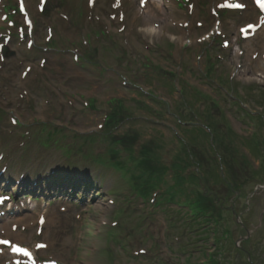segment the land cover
I'll use <instances>...</instances> for the list:
<instances>
[{"label": "rangeland", "instance_id": "obj_1", "mask_svg": "<svg viewBox=\"0 0 264 264\" xmlns=\"http://www.w3.org/2000/svg\"><path fill=\"white\" fill-rule=\"evenodd\" d=\"M224 1L25 0L27 14L8 17L5 7L17 0H0V171L8 180L0 192H17L14 203L24 209L9 221L22 219L14 233L33 248L37 264H205L209 254L227 260L220 264H264V183L251 177L260 161L247 148L229 144L240 161L233 171L249 178L243 191L223 199L221 221L207 232L183 204L160 199L165 185L146 197L131 180L137 161L130 155L137 158L144 145L156 163L185 157L182 144L192 133L179 115L190 119L210 100L226 117L221 126L264 138V127L241 110L264 106V16L253 0H235L244 7L230 12ZM258 21L261 32L242 38L245 25ZM118 104L125 120L112 134L134 137L132 154L119 144L113 155L101 128ZM44 128L55 130L47 142ZM50 168L75 188L56 194L14 182L26 170L47 177ZM164 178L172 184L171 171ZM204 187L213 193V185ZM1 230L0 238H12ZM7 247H0V264H13Z\"/></svg>", "mask_w": 264, "mask_h": 264}, {"label": "trees", "instance_id": "obj_2", "mask_svg": "<svg viewBox=\"0 0 264 264\" xmlns=\"http://www.w3.org/2000/svg\"><path fill=\"white\" fill-rule=\"evenodd\" d=\"M213 65L209 64L208 72L212 71ZM210 101V105L208 104L202 109H196L191 114L190 119L179 115V123L184 122L182 125L184 130L192 133V138L185 141L186 144H182L185 157L182 154H178L169 166L163 165L160 162L156 163L157 160L153 159L157 158V156L147 145L141 148L137 158H133L130 155L131 160L137 161L133 171L131 170V180L139 192L148 197L154 189L165 185L166 189L160 195V199L166 202L173 201L178 205L183 204V207L187 209L186 213L188 216L193 218L194 223L199 225L204 232L208 231L206 227L210 223L217 225L221 221L223 199L228 195L234 194L236 191H243V186L247 184L246 178H249L245 173L237 175L233 171L237 168V163L240 161H238V154H236V151L231 146H235V149L237 148L235 144L243 146L247 148L253 159H259V167L250 169L249 172H251V177L258 180L259 184L264 183V138H261L257 132L246 138L240 137L227 122L224 126H221L223 121H226V117L222 111L219 114L216 112L217 108L220 109L218 101ZM207 102L205 101L204 104H207ZM258 103L262 105L264 99ZM116 106L105 120L104 129L106 131L104 135L110 139L109 150L113 155L119 152V149L116 147L119 144L123 145L124 149L132 154L135 138L128 135L116 137L112 134V130L119 127L121 122L125 120L123 115L125 108L121 104ZM241 110L244 112L243 117L251 121H257L259 128L261 126L264 127V106L260 112L250 113L243 110V108ZM191 121L194 123L189 124ZM42 130L47 131L44 142L53 138L52 135L55 133V130H47L46 128ZM242 162L245 163L243 160ZM115 163L121 169L128 171L125 163L118 160ZM191 166H194L195 170L189 171ZM219 170H223V172ZM169 171H171L172 184H168L164 178L165 174ZM205 182L211 186L213 185V189L215 190H213V193L205 187L203 189L200 188V185ZM219 185L225 188V193L221 197L216 195L218 194L217 189ZM205 189L207 192H205ZM203 223L206 227H201ZM216 231L217 227L213 230L214 235L217 233ZM227 235L228 233L223 231L221 234L222 240H226ZM217 241H215V246L217 245ZM202 256H205V252ZM220 263V259L217 260L214 254L210 255L207 262V264Z\"/></svg>", "mask_w": 264, "mask_h": 264}, {"label": "bare ground", "instance_id": "obj_3", "mask_svg": "<svg viewBox=\"0 0 264 264\" xmlns=\"http://www.w3.org/2000/svg\"><path fill=\"white\" fill-rule=\"evenodd\" d=\"M145 19L150 20V17H146ZM255 24H257V23H255ZM262 28H263V26L260 25V27H258L257 30H255L254 36L257 35V34H259V33L261 32ZM3 179H5V178H4L3 176H1V177H0V180H3ZM7 182H8V180H7ZM16 182H18V180L15 181V183H16ZM19 186L21 187V183L18 184V187H19ZM17 208H19V207H17ZM20 210H21V209H20ZM20 210H18V211H20ZM21 218H22V217H21ZM20 221H22V219L19 220V222H16V221H11V222H9V221H5V222L1 225V227H0V229H2L1 232L5 233V234H7V235H11V236H12V238H11L12 241H10V244H9V245H11L10 253H11V254H14V255H18V256H22L21 253H20V251H14V250H13V247H14V246L17 247V248H20V247H21V246L19 245L20 242L17 243V241H20V240H21V237H20L19 234H15V233H14L15 231L13 230V228L15 227V223H16V226H17V225L20 223ZM48 223H49V221H48ZM46 224H47V219H46V217H45V221H44V223H43V226L46 225ZM19 237H20V238H19ZM12 242H13V243H12ZM39 247L47 248L48 245H47V243H45V242H41V245H40ZM24 249H27L28 252L31 253L30 256H28V255H26V256H28V257H30V258H33V252L31 251V248H30L29 246H27V247H25Z\"/></svg>", "mask_w": 264, "mask_h": 264}, {"label": "snow or ice", "instance_id": "obj_4", "mask_svg": "<svg viewBox=\"0 0 264 264\" xmlns=\"http://www.w3.org/2000/svg\"><path fill=\"white\" fill-rule=\"evenodd\" d=\"M227 6H229V7H241L242 5H231L230 4V5H227ZM261 7H264V3H261ZM249 27H252V26L250 25ZM3 243H8V241H3ZM13 250L14 251L23 252L25 255H28V256L31 255V253H29L27 249H21V248H17V247L14 246Z\"/></svg>", "mask_w": 264, "mask_h": 264}]
</instances>
